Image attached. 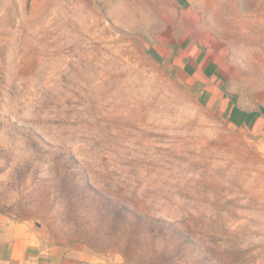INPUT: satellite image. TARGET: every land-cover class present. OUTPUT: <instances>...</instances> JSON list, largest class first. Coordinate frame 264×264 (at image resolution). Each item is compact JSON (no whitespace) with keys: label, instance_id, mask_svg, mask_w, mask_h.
<instances>
[{"label":"rangeland","instance_id":"rangeland-1","mask_svg":"<svg viewBox=\"0 0 264 264\" xmlns=\"http://www.w3.org/2000/svg\"><path fill=\"white\" fill-rule=\"evenodd\" d=\"M191 5L0 0L2 219L107 264H264V141L150 52L180 22L264 96V0Z\"/></svg>","mask_w":264,"mask_h":264},{"label":"crops","instance_id":"crops-1","mask_svg":"<svg viewBox=\"0 0 264 264\" xmlns=\"http://www.w3.org/2000/svg\"><path fill=\"white\" fill-rule=\"evenodd\" d=\"M104 1L112 8L113 0ZM168 1L178 10L192 6L191 0ZM176 27L182 30L180 22ZM181 30L158 35L150 47L152 57L185 77L232 126L264 139L262 93L252 97L239 93L232 84V62L223 46L209 45ZM0 264H107V260L84 245L65 247L46 242L29 226L0 217Z\"/></svg>","mask_w":264,"mask_h":264},{"label":"water","instance_id":"water-1","mask_svg":"<svg viewBox=\"0 0 264 264\" xmlns=\"http://www.w3.org/2000/svg\"><path fill=\"white\" fill-rule=\"evenodd\" d=\"M260 137V136H259ZM261 138V137H260ZM261 140H263L264 141V139L263 138H261Z\"/></svg>","mask_w":264,"mask_h":264},{"label":"trees","instance_id":"trees-1","mask_svg":"<svg viewBox=\"0 0 264 264\" xmlns=\"http://www.w3.org/2000/svg\"><path fill=\"white\" fill-rule=\"evenodd\" d=\"M151 52V51H150Z\"/></svg>","mask_w":264,"mask_h":264}]
</instances>
